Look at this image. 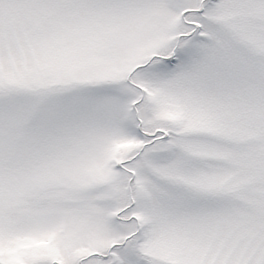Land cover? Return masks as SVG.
Segmentation results:
<instances>
[{
    "label": "snow or ice",
    "instance_id": "1",
    "mask_svg": "<svg viewBox=\"0 0 264 264\" xmlns=\"http://www.w3.org/2000/svg\"><path fill=\"white\" fill-rule=\"evenodd\" d=\"M0 264H264V0H0Z\"/></svg>",
    "mask_w": 264,
    "mask_h": 264
}]
</instances>
